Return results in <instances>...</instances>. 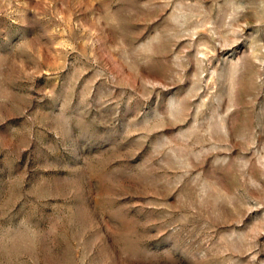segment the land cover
<instances>
[{
  "label": "rangeland",
  "instance_id": "1",
  "mask_svg": "<svg viewBox=\"0 0 264 264\" xmlns=\"http://www.w3.org/2000/svg\"><path fill=\"white\" fill-rule=\"evenodd\" d=\"M0 264H264V0H0Z\"/></svg>",
  "mask_w": 264,
  "mask_h": 264
}]
</instances>
